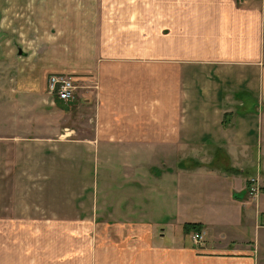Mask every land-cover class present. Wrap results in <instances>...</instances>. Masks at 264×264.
<instances>
[{
  "label": "crops",
  "instance_id": "0c3cea01",
  "mask_svg": "<svg viewBox=\"0 0 264 264\" xmlns=\"http://www.w3.org/2000/svg\"><path fill=\"white\" fill-rule=\"evenodd\" d=\"M52 2L40 12L56 30L46 40L42 70L74 78L70 108L79 114L77 126L61 130L88 152L173 153L171 161L147 168L153 184L160 175L167 182V190L152 186L150 193L166 194L178 215L173 209L150 222L104 223L102 245L94 243L87 264H264L253 242L225 240L218 231L219 217L230 211L240 224L249 219L253 231L264 228V142L262 158L254 160L261 143L252 141L253 122L264 116V0ZM249 100L256 104L250 109ZM148 173L140 171L143 186ZM252 186L257 191L250 193ZM185 223L201 224L202 248L174 235L165 245L167 234ZM0 264H31V258L14 253Z\"/></svg>",
  "mask_w": 264,
  "mask_h": 264
},
{
  "label": "rangeland",
  "instance_id": "374dc122",
  "mask_svg": "<svg viewBox=\"0 0 264 264\" xmlns=\"http://www.w3.org/2000/svg\"><path fill=\"white\" fill-rule=\"evenodd\" d=\"M51 1L79 4L106 0H0V257L16 253L31 258V264H87L88 257H93L94 243L102 245L104 223L150 222L151 217L159 218L158 214L166 215L173 209L178 215L166 194L150 193L152 186L167 190V182L160 175L159 184H153V170L147 168L151 162L171 161L173 153L161 148L152 152L127 147L88 152L79 147L80 140L67 134L68 130H61L73 123L77 126L75 117L79 114L71 112V102L48 94L50 74L42 70L48 59L46 40L56 30L55 25H45L40 12ZM54 12L51 17L55 21ZM247 104L248 109L256 105L253 100ZM63 108L70 112L64 117L55 115V109ZM82 117V122L86 121V111ZM252 127L256 131L253 145L261 143L253 154L257 160L262 158L264 116L256 117ZM83 133L79 139L86 138V131ZM205 155L208 162L212 153ZM178 160L174 158L172 163ZM220 161L227 165L222 156ZM140 171L142 175L150 173L144 186ZM134 180L138 186L128 183ZM260 201L264 209V196ZM175 204L179 209L182 202ZM139 210L137 217L134 213ZM235 215L234 211L223 213L218 231L225 234V240L253 242L263 263L264 228L253 231L249 219L240 224ZM259 219L264 224V215ZM183 226L180 232L167 234L165 245L173 235L191 245L193 232L185 234Z\"/></svg>",
  "mask_w": 264,
  "mask_h": 264
},
{
  "label": "built area",
  "instance_id": "2783aa9c",
  "mask_svg": "<svg viewBox=\"0 0 264 264\" xmlns=\"http://www.w3.org/2000/svg\"><path fill=\"white\" fill-rule=\"evenodd\" d=\"M48 94L61 102H72L75 99L77 86L74 78L66 74H51L47 81ZM255 183V181H251ZM257 188H250V193L256 192ZM191 242L196 247H203L204 240L200 232H193L190 236Z\"/></svg>",
  "mask_w": 264,
  "mask_h": 264
},
{
  "label": "trees",
  "instance_id": "16d2710c",
  "mask_svg": "<svg viewBox=\"0 0 264 264\" xmlns=\"http://www.w3.org/2000/svg\"><path fill=\"white\" fill-rule=\"evenodd\" d=\"M201 228V224L198 223H186L183 226L185 234H189L191 232H200Z\"/></svg>",
  "mask_w": 264,
  "mask_h": 264
}]
</instances>
